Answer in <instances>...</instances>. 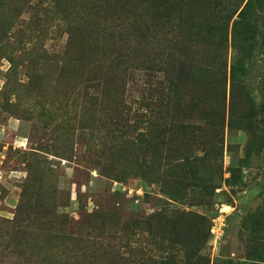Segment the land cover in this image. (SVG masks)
I'll use <instances>...</instances> for the list:
<instances>
[{"label": "rangeland", "instance_id": "rangeland-1", "mask_svg": "<svg viewBox=\"0 0 264 264\" xmlns=\"http://www.w3.org/2000/svg\"><path fill=\"white\" fill-rule=\"evenodd\" d=\"M191 1L229 7V40L151 124L147 4L0 0V264H264V0Z\"/></svg>", "mask_w": 264, "mask_h": 264}, {"label": "trees", "instance_id": "trees-1", "mask_svg": "<svg viewBox=\"0 0 264 264\" xmlns=\"http://www.w3.org/2000/svg\"><path fill=\"white\" fill-rule=\"evenodd\" d=\"M52 1L63 6L66 18L70 16L72 0ZM141 1L151 9L149 15L144 12L147 20L141 21L143 27L145 25L144 31L143 27L141 28L143 46L140 42L141 50L140 48L137 50L139 65L143 70L140 96L143 104L142 116L151 123L150 118L155 116L153 113L158 112V109L172 108L177 112L183 111L180 107L185 97L191 93L194 96H201L205 92L200 95L198 91V88L205 84L207 71L205 66L216 63L215 60L222 56V50L226 49L229 40L230 22L227 23L229 7L222 6L223 3L220 2L198 6L199 3L191 0ZM249 2L239 13V18L243 20L240 31L239 27L237 28L239 22H234L235 41L240 38L239 33L246 35L245 40H251L255 30L256 21ZM239 8L240 6L235 13ZM145 10L147 11V8ZM193 12L198 15H194ZM91 24L90 17H86L78 22L76 28L81 35L86 34L90 37L93 34ZM151 40L155 44V50L149 53L146 47L151 44ZM260 45L264 47V39ZM194 46H198V49L192 50ZM118 56L122 54L118 52ZM237 62L238 59L233 64V75ZM158 72L164 75L162 81L155 80ZM158 85L163 86L159 91ZM156 91L158 97L155 99ZM204 94L206 96V93ZM116 97V92H110L108 98Z\"/></svg>", "mask_w": 264, "mask_h": 264}, {"label": "built area", "instance_id": "built-area-1", "mask_svg": "<svg viewBox=\"0 0 264 264\" xmlns=\"http://www.w3.org/2000/svg\"><path fill=\"white\" fill-rule=\"evenodd\" d=\"M222 226H223V220H221V222L219 223V229L217 232L215 231V227L213 228V232L215 233L216 240L220 239L223 236Z\"/></svg>", "mask_w": 264, "mask_h": 264}]
</instances>
